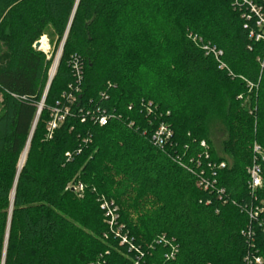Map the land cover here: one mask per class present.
<instances>
[{"label":"trees","instance_id":"16d2710c","mask_svg":"<svg viewBox=\"0 0 264 264\" xmlns=\"http://www.w3.org/2000/svg\"><path fill=\"white\" fill-rule=\"evenodd\" d=\"M248 2L264 13V0H0L3 264L264 257V212L252 216L264 202L253 151L264 155V41L249 36ZM43 35L50 55L34 47ZM160 124L172 131L162 148L151 140Z\"/></svg>","mask_w":264,"mask_h":264},{"label":"built area","instance_id":"2783aa9c","mask_svg":"<svg viewBox=\"0 0 264 264\" xmlns=\"http://www.w3.org/2000/svg\"><path fill=\"white\" fill-rule=\"evenodd\" d=\"M248 4L250 7V12L253 13L256 18V27H257L256 31L251 30L249 36L252 37L255 41H260V40L264 41V13L261 11V8L256 6L254 3L248 2ZM247 18H250V16L248 15ZM220 53H221L220 51H215L216 56ZM260 64H261V69L264 70V60H261ZM72 67L75 75L79 80L81 76V70L77 64L76 59L73 60ZM60 118H61L60 116L58 117L55 116V119H53L52 122L49 124V128H48L49 131H51V129H53L56 126L57 121H59ZM98 123L100 125H104L106 123V116L101 115L99 117ZM171 136H172L171 129L165 124H160L158 129H156L152 134L151 140L156 146L162 148L163 145L170 139ZM253 151L256 154H259V156L262 157V159L264 160V155L258 144L254 143ZM221 166H224V163L221 164ZM248 173L250 177V187L252 192H254L258 187L261 186L262 183L259 164H257L256 162L253 163V165L249 167ZM70 187L72 190H75L77 192H81L83 190V185L80 182L70 185ZM100 203H101V207L103 209H106L107 214L111 216V223H112V221H114L117 217L115 209L110 208L108 202L103 197H100ZM262 212H264V202L261 203L260 206H256L253 209L252 216L256 218ZM245 260L247 264H264V257L258 254H251V256L247 255L245 257Z\"/></svg>","mask_w":264,"mask_h":264},{"label":"rangeland","instance_id":"374dc122","mask_svg":"<svg viewBox=\"0 0 264 264\" xmlns=\"http://www.w3.org/2000/svg\"><path fill=\"white\" fill-rule=\"evenodd\" d=\"M44 39L46 44H47V47L46 48H43L41 50H43L44 52L48 53V55H50V53L52 52L53 50V43L51 41H49V38L47 37V35H43L40 37L39 40H42ZM59 49V48H58ZM58 49L55 53V56L53 58V62L55 61L56 59V56L58 55ZM54 63H52L51 67L53 66ZM51 67L49 68V71H48V76H49V72H50V69ZM57 67V66H56ZM56 71V69H55ZM1 101H2V95L0 93V104H1ZM223 106L220 107L221 109V113L224 112V109L222 108ZM219 115V116H218ZM217 116H214L212 117V122H211V127L214 129L213 131H216L215 132V138L212 139V143H213V146L214 148L216 149V151H218L219 154H221V143L222 141L225 139L226 135L225 134H222L223 132H220V131H217L218 128H223L222 126V114L220 116V113L218 114ZM47 132H48V137H49V129H48V126H47ZM20 158V157H19ZM20 162V161H19ZM23 165V164H22ZM17 166H18V163H17ZM12 195V193H11ZM2 253H1V256H0V259L2 261Z\"/></svg>","mask_w":264,"mask_h":264},{"label":"water","instance_id":"95a60500","mask_svg":"<svg viewBox=\"0 0 264 264\" xmlns=\"http://www.w3.org/2000/svg\"><path fill=\"white\" fill-rule=\"evenodd\" d=\"M68 27H69V26H68ZM68 27H67V30H66V32H65V35H64V37H63V39H62V41H61V43H60L59 49H58L59 57H60V54H61V51H62V47H63L64 41H65V38H66V35H67ZM34 47H35L36 49H41V48H40V40H38V41H36V42L34 43ZM57 64H58V63H57ZM49 73H50V72H49ZM54 73H55V72H54ZM52 77H53V76H50V74H49V78H48L47 86H46V89H45V92H44V96H43V98H42V101H41V103H40V105H39L37 115L39 114V112H40V110H41V107H42V105H43V100H44V98H45V95H46V92H47V89H48V87H49V84H50V81H51ZM13 195H14V191H12L11 200H12V198H13ZM4 255H5V248H4L3 251H2V257H1V258H2V261H1V264L4 263Z\"/></svg>","mask_w":264,"mask_h":264},{"label":"bare ground","instance_id":"6f19581e","mask_svg":"<svg viewBox=\"0 0 264 264\" xmlns=\"http://www.w3.org/2000/svg\"><path fill=\"white\" fill-rule=\"evenodd\" d=\"M46 47H47V44H46L45 40L42 39V40L40 41V48L43 49V48H46ZM58 60H59V53H58V55L56 56V59H55V61H54V64H53V66H52L51 69H50V76H53L54 71H55L56 66H57V63H58ZM27 148H28V145H27L26 149L24 150V152H23L22 155H21L20 162H19V169H21L22 164H23V162H24V160H25V156H26Z\"/></svg>","mask_w":264,"mask_h":264},{"label":"crops","instance_id":"0c3cea01","mask_svg":"<svg viewBox=\"0 0 264 264\" xmlns=\"http://www.w3.org/2000/svg\"><path fill=\"white\" fill-rule=\"evenodd\" d=\"M0 264H1V259H0Z\"/></svg>","mask_w":264,"mask_h":264}]
</instances>
